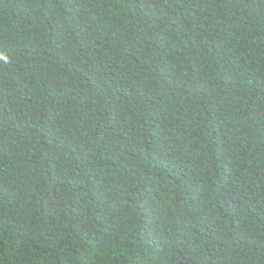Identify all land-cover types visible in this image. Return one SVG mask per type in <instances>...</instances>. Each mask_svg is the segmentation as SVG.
Segmentation results:
<instances>
[{
	"label": "trees",
	"instance_id": "trees-1",
	"mask_svg": "<svg viewBox=\"0 0 264 264\" xmlns=\"http://www.w3.org/2000/svg\"><path fill=\"white\" fill-rule=\"evenodd\" d=\"M0 264H264V0H0Z\"/></svg>",
	"mask_w": 264,
	"mask_h": 264
}]
</instances>
